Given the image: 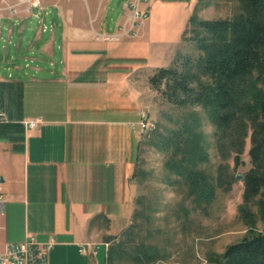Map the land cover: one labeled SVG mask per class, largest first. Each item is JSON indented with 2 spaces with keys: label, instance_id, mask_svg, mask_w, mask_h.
I'll list each match as a JSON object with an SVG mask.
<instances>
[{
  "label": "crops",
  "instance_id": "crops-1",
  "mask_svg": "<svg viewBox=\"0 0 264 264\" xmlns=\"http://www.w3.org/2000/svg\"><path fill=\"white\" fill-rule=\"evenodd\" d=\"M10 1L16 13L0 17V111L9 120L0 124V244L33 235L55 243L48 264H101V251L113 264L117 236L135 210L132 176L141 141L134 157L127 120L139 65H130L164 54L172 62L198 0ZM131 4L149 10V20H134ZM34 9L66 14L45 38L26 19ZM3 19L18 39L2 52ZM56 50L61 68L10 72L15 54L26 60ZM33 118L42 123L25 130L21 121Z\"/></svg>",
  "mask_w": 264,
  "mask_h": 264
},
{
  "label": "trees",
  "instance_id": "trees-1",
  "mask_svg": "<svg viewBox=\"0 0 264 264\" xmlns=\"http://www.w3.org/2000/svg\"><path fill=\"white\" fill-rule=\"evenodd\" d=\"M237 1L240 12L231 18L208 20L193 13L184 35L196 54L179 55L169 67L155 69L149 83L173 106L200 108L214 128L215 147L234 150L236 162L251 131V168L243 179L239 208L249 228L226 247L218 264H264V0ZM201 127L198 113L190 112L176 129L163 135L153 131L150 144L166 156V172L184 185L197 207L204 208L217 189L230 184L222 171L215 177L207 169L209 141ZM254 201L262 223L259 230L248 205ZM120 248L112 252L111 261L113 254L123 257L126 250ZM152 249L149 257L145 243L132 246L134 260L156 261L157 250Z\"/></svg>",
  "mask_w": 264,
  "mask_h": 264
},
{
  "label": "rangeland",
  "instance_id": "rangeland-1",
  "mask_svg": "<svg viewBox=\"0 0 264 264\" xmlns=\"http://www.w3.org/2000/svg\"><path fill=\"white\" fill-rule=\"evenodd\" d=\"M133 5L131 4L130 7ZM195 5L193 13L201 19L231 18L240 12L237 0H198ZM17 7L15 2L0 0V17L16 13L14 11ZM131 9L132 15H134L136 10ZM145 12L147 17L144 21H148L150 11L146 10ZM72 13L76 19L78 12ZM65 14L66 12L55 9L48 11L34 9L30 17L26 19L33 28V34L38 30H44L43 35L47 38L56 29L54 23L61 21V17H64ZM8 25L9 20L1 21L3 29L2 52L7 48L11 50L9 42L12 39L16 42L18 39L17 34L8 35ZM184 31L181 34L182 42L180 40L181 43L175 47V58L179 55L194 56L196 54L194 45L190 41H186L187 35H184ZM10 36L12 37L10 38ZM57 46L58 42L56 41L55 47ZM59 56L58 50L54 52L53 56H44L43 58H40L39 53L35 52L26 60L19 59L15 54L14 58L8 60L7 63H11L9 69L15 75L19 70L28 72L37 67L56 70L61 68ZM161 56L152 59L155 60L154 62L147 57L139 60L137 64H135L136 60H132L130 65L132 68L139 65L131 76L132 93L136 103L132 102L133 111L131 118L127 120V123L133 125L129 124L132 145L135 148H133L134 157H136L137 142L141 141L132 176L136 188L135 210L125 232L117 236V243L120 242V245L115 247L119 249L122 246L126 251L123 252L122 258L113 254V264H141L134 260L136 253L132 250V246L141 242L146 244L149 257H153L152 248L157 250L158 259L148 264H218L226 247L237 243L249 228L241 217L239 208L243 205L245 189L243 179L251 168L249 155L251 131H248L244 148L237 162L234 150L227 146L222 151L217 150L214 143V128L200 108L173 106L150 85L149 79L155 69L167 68L175 59L170 62L167 55ZM159 64L162 65L155 67ZM138 110L148 114L151 122L156 124V133L162 135L180 126L184 117L190 112H197L202 124L201 129L209 141L210 162L207 169L215 177L219 171H222L225 180L230 184H227L229 188L217 189L216 197L211 204L204 208L197 207L193 200L187 196L184 185L166 172L164 168L166 156L150 144L152 136L156 133L147 132L140 135L137 132L134 125L139 121ZM248 205L253 213L256 229L259 230L262 228V223L259 221L256 202H251ZM123 222L124 220H118L117 225L120 226ZM130 238L132 239L128 241ZM98 260L101 264H105L102 251Z\"/></svg>",
  "mask_w": 264,
  "mask_h": 264
},
{
  "label": "built area",
  "instance_id": "built-area-1",
  "mask_svg": "<svg viewBox=\"0 0 264 264\" xmlns=\"http://www.w3.org/2000/svg\"><path fill=\"white\" fill-rule=\"evenodd\" d=\"M37 6V4L35 5ZM136 10L133 15L134 20H144L147 17L145 11L138 10L136 5L132 6ZM16 12V10L14 11ZM9 120L4 112L0 111V124L8 123ZM25 130L36 128L42 123L41 118L25 119L21 121ZM136 130L140 135L156 130V124L151 122L146 112H140V120ZM5 209V196L0 178V216ZM55 243L39 242L35 236L28 235L21 242H4L0 244V264H48V255ZM94 256L97 250L91 252Z\"/></svg>",
  "mask_w": 264,
  "mask_h": 264
},
{
  "label": "water",
  "instance_id": "water-1",
  "mask_svg": "<svg viewBox=\"0 0 264 264\" xmlns=\"http://www.w3.org/2000/svg\"><path fill=\"white\" fill-rule=\"evenodd\" d=\"M238 179H239V177H238Z\"/></svg>",
  "mask_w": 264,
  "mask_h": 264
}]
</instances>
